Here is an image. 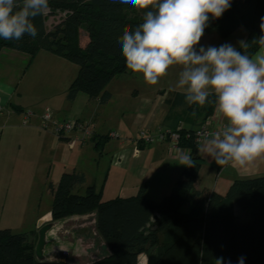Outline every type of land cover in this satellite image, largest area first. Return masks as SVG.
Masks as SVG:
<instances>
[{"label": "trees", "instance_id": "trees-1", "mask_svg": "<svg viewBox=\"0 0 264 264\" xmlns=\"http://www.w3.org/2000/svg\"><path fill=\"white\" fill-rule=\"evenodd\" d=\"M37 16L38 35L21 40L0 38L4 49L29 55V64L40 50L69 59L79 65L78 75L67 90V99L80 93L100 105L107 104L112 93L109 83L128 71L119 37L125 27L134 31L143 22V12L131 5L112 0H49V7ZM64 16L51 29L49 16ZM264 18V0H231V7L220 18L210 16L205 32L231 36L244 26L248 35L238 51L250 57L259 50L252 41L259 38ZM82 31L88 35L81 44ZM185 97L184 94H179ZM215 96L204 106L193 105L195 118L212 114ZM204 121L202 122V124ZM179 146L194 150V126H176ZM110 136L94 134L91 141L101 149ZM65 139V138H64ZM195 167L184 166L170 193L160 201L148 199L142 191L131 196L104 198L102 188L87 184V176L77 170L65 171L59 183L50 182L54 203V221L72 216L96 214V228L109 253L86 264H138L141 253H148V264H264V176L236 179L226 195L205 194L197 189L201 159L193 157ZM250 209L243 221L235 207ZM31 235L0 229V264H73L65 260L39 261Z\"/></svg>", "mask_w": 264, "mask_h": 264}, {"label": "clouds", "instance_id": "clouds-1", "mask_svg": "<svg viewBox=\"0 0 264 264\" xmlns=\"http://www.w3.org/2000/svg\"><path fill=\"white\" fill-rule=\"evenodd\" d=\"M143 12V22L119 37L127 69L156 85L172 66H179L176 85L185 102L204 106L215 96V115L223 121L199 146V152L218 166L247 169L264 161V18L255 56L231 44L197 46L210 16L220 18L231 0H112ZM49 7V0H0V38L21 40L38 35L34 20ZM243 49L248 48L242 43ZM195 115V112H193ZM178 164L195 167L192 156L178 154ZM239 264H243V257Z\"/></svg>", "mask_w": 264, "mask_h": 264}, {"label": "crops", "instance_id": "crops-1", "mask_svg": "<svg viewBox=\"0 0 264 264\" xmlns=\"http://www.w3.org/2000/svg\"><path fill=\"white\" fill-rule=\"evenodd\" d=\"M239 29L240 28H238L237 31ZM237 31L226 38L221 36L217 44H203V47H219L224 44H231L238 50L242 43L245 42L248 31L247 29L242 30V33L239 36H237V34L235 38H233ZM209 33L210 32L204 33L202 38H207L210 35ZM87 41L88 39L86 38L85 43H87ZM208 41L209 40L206 42ZM42 51L46 50H40L29 66L37 65L41 59L40 57H42L43 63L41 64H44L41 66L42 73L47 74L48 76L60 75L58 78H60L59 83L61 85L59 86L61 90H57L55 85L52 90H47V94L53 98L51 102L53 108H50H52L53 114L56 117V114L59 115L62 110V107L60 106L62 105V102L64 103V110L70 111L73 108V103L78 100L81 93L75 100L71 101L67 99V90L72 82L69 81V75L64 71V64L61 60L63 58L48 51L45 52L46 54H41L43 53ZM2 58L9 59L11 61H9L10 66H14L17 62L24 65V67L22 66L19 68V65L17 67L22 74H24L29 67H27L29 55L26 53L4 49L0 54V59ZM180 71L181 68L179 66H172L168 70L167 75L159 80L158 84L148 85L143 78L139 79L140 74H133L128 70L124 74L115 77L109 83L108 89L112 93V97L107 104L101 105L104 106L101 109H98L100 104L90 100L89 97L83 93V121L94 124V134L99 136H110L101 149L95 148V142L91 141V138L83 143V147L92 144L93 149L99 154V157H103L106 154L112 155L111 167L106 171L103 182L100 184V188H102L104 194L108 188L109 182L112 181L114 185L113 187L115 188L114 195L119 194V196H131L142 191L148 199L154 201L162 200L170 193L175 181L179 178L184 168L183 165L178 164V154L181 152L188 153L193 157H199L201 159V168L195 186L205 194L215 192L220 195H226L230 186L236 179L264 176V161H258L247 169H234L230 166H218L210 157L204 156L199 152V146L203 142L198 144L193 151L181 147L172 148L170 140L168 139L155 141L149 145L139 144L142 131L151 136H157L163 130H173L176 126L186 128L194 126V128H196L200 126L203 121V124L208 123L210 125L223 122L216 117L215 106L211 111L212 114L209 115L206 120L205 118L202 119V116L199 118L191 116L193 105L189 106L185 102V97L179 95L184 94L183 90L176 87ZM8 75L9 74L7 73L4 79L6 81L0 84V105H4L6 107L5 109H7L9 104H11V107L13 108L10 114H15V112L22 113L25 107L20 104L12 103L16 86L18 84V75H16L17 78L14 76L9 77ZM19 76L21 77L22 75ZM57 97H62L61 99H63V101L60 103V100H54ZM109 105H112L111 107L114 109L108 110L106 117H117L118 122L115 123L116 129L105 128L101 124V114H103L101 112H105V107H109ZM43 110L44 109H40L38 111L40 116L42 115ZM76 119L79 120V118ZM33 123L34 122H31V125ZM39 127L38 121H36L35 125L25 128V130L33 132L39 130ZM2 128L3 129L0 130L1 136L5 133V131H3L5 130L4 127ZM37 132L44 135L47 141L51 140L53 142L56 140L57 144L62 143V141L58 140V138L49 130H39ZM111 132H117L119 136L113 137L110 135ZM95 157L98 158V164H100L101 158L97 157L96 154ZM88 179L89 177L87 176V181ZM88 182L95 184L97 187L99 186L95 180L94 182ZM150 194L155 196L154 199L150 197ZM239 208V206L235 207L238 214ZM91 214L72 216L75 219H81L84 221L82 223L83 235L86 237L88 243L87 246L85 245L83 254L78 253L76 249H74V251L73 249L66 250L67 252H72L64 253L69 256L64 257V260L70 258L72 261V258L83 257L81 262H76V264H86L109 253L106 242L97 231L96 221L93 224L92 221H89ZM38 219L44 220L42 225L55 222L52 219L51 212ZM68 219H70V217L61 220L62 223L49 234L51 242L45 249V255L48 261H54L55 259L63 260L57 256L61 255L60 253L63 251L65 242H62L63 244L60 250L57 249V247L52 249V244L57 240L55 232L58 231L59 233V231L63 230ZM90 227L97 237L90 234ZM83 239L85 238L83 237ZM138 258V264L149 263V255L146 252L141 253Z\"/></svg>", "mask_w": 264, "mask_h": 264}, {"label": "rangeland", "instance_id": "rangeland-1", "mask_svg": "<svg viewBox=\"0 0 264 264\" xmlns=\"http://www.w3.org/2000/svg\"><path fill=\"white\" fill-rule=\"evenodd\" d=\"M46 13L48 14L49 11L46 10ZM63 16L62 12L56 15L51 14L47 21L48 28L51 29ZM242 30H246V28L241 26L233 38L237 34L239 36ZM209 32L210 35L207 38L201 39L200 44L197 46V51L200 46L219 42L221 35L216 31ZM86 38L88 39V35L82 31L81 44L83 46L86 45ZM207 40L209 41L206 42ZM42 52L41 54H46L45 52L47 51ZM40 58L39 63L29 66L24 74L17 69L18 65L19 68L24 67V65L17 62L14 66H10L11 61L9 59H0V84L6 81L4 79L7 73L9 77L18 75V84L12 103L25 107L22 113L15 112V114H10L13 107L9 104V107L4 110V114L0 115V130L3 129L2 127L5 129L3 130L5 131L4 135L1 136L0 134V229L10 228L15 233H26L31 235L30 238L33 237L31 240L35 243H37V236H39L40 230V219L38 218L51 212L54 203L53 194L48 189L49 183L58 184L65 171L77 170L84 172L89 177L88 181L94 182L95 180L99 185L97 188L100 189L105 173L111 167L112 159L111 154L99 157L92 144L83 147L82 142H76L71 145L68 139L59 138L51 129L42 127L41 116L38 111L47 108V106L49 108L52 107L51 102L53 100L47 94V90H52L54 85L57 90H61L59 86L61 84L59 83L60 78H58L60 75L48 76L42 73L41 66L44 64H41L43 60L42 57ZM61 58H63L61 60L64 64V71L69 75V81L72 82L78 75L79 65L64 57ZM19 75L22 76L20 77ZM142 78V74H140L139 79ZM83 96V93L79 95L78 100L73 103V108L70 111L64 110L62 97L55 98L54 100L62 102V105H60L62 110L59 115L56 114V118L66 121H73L79 118V120L83 121ZM0 106L6 108L4 105ZM111 106L105 107V112H101L103 113L101 114V124L105 128L116 129L117 117H106L108 110L114 109ZM102 107L104 106L99 105L98 109ZM26 111L33 112L31 122L34 123L32 125H35L36 121H38L39 130H49L62 143L57 144L56 140L53 142L51 140L47 141L44 135L37 132L39 130L26 131L25 128L32 126L31 122L27 125L23 123V116ZM94 153L101 158L100 164H98V158L95 157ZM88 181L87 184H91ZM113 186V182L110 181L105 194L103 193L104 198L107 199L119 195H114L115 188ZM150 197L154 199L155 196L150 194ZM249 211V208L240 207L238 209L240 219L248 221L250 219ZM89 221H92V224L96 221L95 213L90 215ZM83 222L81 219L70 217L66 221L63 230L59 231V233L58 231L55 232L57 240L52 244V249L57 247L60 250L65 242L61 255L57 257L63 260L64 257H69L65 254L72 252L66 251L70 249H73V251L76 249L78 253L83 254L85 245L87 246L88 243L83 235ZM89 229H91L90 234L97 237L92 228L90 227ZM82 258H72V261L67 258L65 261L76 264V262H81Z\"/></svg>", "mask_w": 264, "mask_h": 264}, {"label": "built area", "instance_id": "built-area-1", "mask_svg": "<svg viewBox=\"0 0 264 264\" xmlns=\"http://www.w3.org/2000/svg\"><path fill=\"white\" fill-rule=\"evenodd\" d=\"M5 108L0 106V115L4 113ZM33 116L32 111H26L23 116V123L25 125L31 122ZM224 122L219 124H201L194 130V140L197 144L203 142L204 138L211 131H218L223 126ZM41 124L44 129H51L59 138H65L70 141L71 145L76 142L85 143L94 135L95 126L93 123L84 122L82 120H59L53 114L52 109L45 108L41 115ZM111 136H119L117 132H111ZM170 140L172 148H179L180 134L177 130H163L157 136H151L142 131L140 134L139 144L149 145L155 141ZM182 148V147H181Z\"/></svg>", "mask_w": 264, "mask_h": 264}, {"label": "water", "instance_id": "water-1", "mask_svg": "<svg viewBox=\"0 0 264 264\" xmlns=\"http://www.w3.org/2000/svg\"><path fill=\"white\" fill-rule=\"evenodd\" d=\"M43 222L44 220H40V223H39L40 230H39V236H38V241L36 244L35 251H36L37 259L39 261H48L45 255V249L51 242L49 234L53 229L57 228L62 223V221L57 220L55 222H50V223L42 225Z\"/></svg>", "mask_w": 264, "mask_h": 264}]
</instances>
